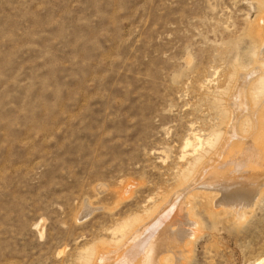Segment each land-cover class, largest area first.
I'll use <instances>...</instances> for the list:
<instances>
[{"label":"rangeland","instance_id":"obj_1","mask_svg":"<svg viewBox=\"0 0 264 264\" xmlns=\"http://www.w3.org/2000/svg\"><path fill=\"white\" fill-rule=\"evenodd\" d=\"M259 16L255 0H0V264H83L174 190L183 142L217 128L253 64ZM195 199L190 264H264V196L239 224Z\"/></svg>","mask_w":264,"mask_h":264},{"label":"bare ground","instance_id":"obj_2","mask_svg":"<svg viewBox=\"0 0 264 264\" xmlns=\"http://www.w3.org/2000/svg\"><path fill=\"white\" fill-rule=\"evenodd\" d=\"M255 4L260 16L247 37L259 46L251 52L252 66L230 75L226 107L217 106V128L206 138L191 134L185 139L178 186L143 216L118 224L106 247L91 249L83 264H190L201 227L195 198L229 212L238 224L263 198L264 0Z\"/></svg>","mask_w":264,"mask_h":264}]
</instances>
